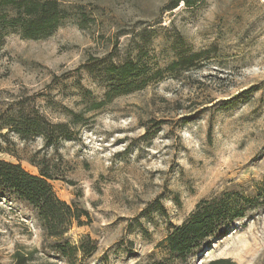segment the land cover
<instances>
[{"label": "rangeland", "instance_id": "rangeland-1", "mask_svg": "<svg viewBox=\"0 0 264 264\" xmlns=\"http://www.w3.org/2000/svg\"><path fill=\"white\" fill-rule=\"evenodd\" d=\"M59 1L66 16L50 36L1 33L0 110L70 122L71 138L9 133L0 160L33 175L29 161L42 164L57 197L88 212L68 233L96 244L82 264L159 261L202 201H261L264 0ZM257 205L187 264H264ZM42 245L28 208L0 199V264Z\"/></svg>", "mask_w": 264, "mask_h": 264}, {"label": "trees", "instance_id": "trees-1", "mask_svg": "<svg viewBox=\"0 0 264 264\" xmlns=\"http://www.w3.org/2000/svg\"><path fill=\"white\" fill-rule=\"evenodd\" d=\"M65 16L66 10L59 0H0V36L5 30H12L26 40L46 38ZM127 70L125 66L120 67V78L127 76ZM71 124L52 123L35 109L29 112L12 108L0 110V138L14 133L21 139L39 137L46 145L54 146L71 138ZM0 153H3L1 148ZM29 164L38 170L37 175L30 174L19 163L0 160V199L27 207L43 239L39 251L17 250L12 264H82L96 251V244L89 236L74 244L68 233L73 226L87 224L82 219L89 221L88 212L75 202L67 204L57 197L48 182L53 177L46 167L32 160ZM256 196L260 202L253 196L235 202L225 196L197 204L188 218L159 243L164 257L150 264H187L210 241L224 236L226 227L234 220H241L247 208L261 204L264 182Z\"/></svg>", "mask_w": 264, "mask_h": 264}]
</instances>
